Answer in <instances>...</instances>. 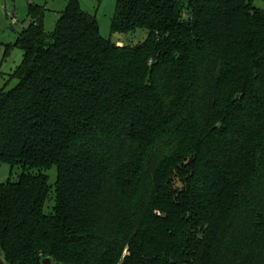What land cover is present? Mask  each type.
I'll return each instance as SVG.
<instances>
[{
    "label": "trees",
    "instance_id": "obj_1",
    "mask_svg": "<svg viewBox=\"0 0 264 264\" xmlns=\"http://www.w3.org/2000/svg\"><path fill=\"white\" fill-rule=\"evenodd\" d=\"M28 11L0 90V164L21 169L0 264H264V10L116 0L110 32L145 31L135 46L77 0L52 33Z\"/></svg>",
    "mask_w": 264,
    "mask_h": 264
},
{
    "label": "rangeland",
    "instance_id": "obj_2",
    "mask_svg": "<svg viewBox=\"0 0 264 264\" xmlns=\"http://www.w3.org/2000/svg\"><path fill=\"white\" fill-rule=\"evenodd\" d=\"M69 0H0V90H10L16 85L11 78L22 61V52L17 47L20 34L31 23L29 6H37L43 11V29L46 33L55 30L60 13L66 8ZM80 9L96 19L101 37L112 43L135 46L145 39V31L136 30L129 34L111 33V19L115 11L116 0H102L99 4L93 0H77ZM257 9L264 10V0H253ZM21 173L17 166L11 168L0 164V184L8 180L15 182ZM49 184L54 189L56 170L51 168L46 172ZM52 208V201L45 204V212Z\"/></svg>",
    "mask_w": 264,
    "mask_h": 264
},
{
    "label": "water",
    "instance_id": "obj_3",
    "mask_svg": "<svg viewBox=\"0 0 264 264\" xmlns=\"http://www.w3.org/2000/svg\"><path fill=\"white\" fill-rule=\"evenodd\" d=\"M42 264H52V260L50 258H45L43 261H42Z\"/></svg>",
    "mask_w": 264,
    "mask_h": 264
},
{
    "label": "crops",
    "instance_id": "obj_4",
    "mask_svg": "<svg viewBox=\"0 0 264 264\" xmlns=\"http://www.w3.org/2000/svg\"><path fill=\"white\" fill-rule=\"evenodd\" d=\"M117 45L119 46V45H121L120 43H117Z\"/></svg>",
    "mask_w": 264,
    "mask_h": 264
}]
</instances>
